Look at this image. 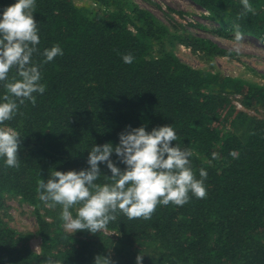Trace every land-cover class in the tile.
<instances>
[{
  "label": "trees",
  "instance_id": "obj_1",
  "mask_svg": "<svg viewBox=\"0 0 264 264\" xmlns=\"http://www.w3.org/2000/svg\"><path fill=\"white\" fill-rule=\"evenodd\" d=\"M191 1L209 13L220 36L235 34L239 24L243 35L264 43V0H249L255 14L240 19L241 0ZM16 2L0 0V18ZM33 17L40 43L32 64L39 66L46 91L34 93L35 106L25 101L0 125L15 129L21 140L19 168L6 167L0 157V211L6 195L33 207L40 251L33 252L0 215V264H43L49 257L59 264H94L98 255L113 264H136L137 255L142 264H264V120L232 104L240 97L247 108L264 107V85L183 63L165 49L168 28L132 4L126 9L116 0H36ZM57 44L63 55L44 63V50ZM191 45L206 55L223 52L206 38ZM128 53L131 65L121 58ZM8 75L16 77V69ZM5 94L0 82V102ZM129 126L148 132L173 126L172 146L192 152L197 179L199 169L208 173L206 197L189 193L183 206L158 205L147 220L117 212L107 226L118 237L114 247L103 231L65 233L61 206L42 216L37 181H47L53 171L87 168L91 148L116 146ZM111 159L118 161L115 153ZM99 167L96 183L110 182L106 165ZM78 207L70 209L73 217Z\"/></svg>",
  "mask_w": 264,
  "mask_h": 264
},
{
  "label": "clouds",
  "instance_id": "obj_2",
  "mask_svg": "<svg viewBox=\"0 0 264 264\" xmlns=\"http://www.w3.org/2000/svg\"><path fill=\"white\" fill-rule=\"evenodd\" d=\"M243 11L238 19L248 13L255 14L249 0H241ZM36 0H17L3 11L0 18V82H4L6 94L0 102V125L11 121L18 113L19 105L30 101L36 104L35 94H44L42 74L38 65L32 64V56L40 43L38 24L33 14ZM233 43L239 51L243 44V33L239 24L234 25ZM63 50L57 44L45 49L44 63L62 56ZM123 63L131 65L134 56L122 55ZM15 68L17 76L9 79V72ZM18 77V78H17ZM19 101V104L17 103ZM177 140L173 126H158L151 132L145 127L126 128L119 134V143L94 145L88 153V167L68 172L53 171L45 181H37L39 200L46 207L61 206V220L66 232L88 231L96 234L106 231L115 221L117 212L128 219H150L158 205L170 203L183 206L189 202V193L198 199L207 195L205 180L208 173L199 169V179L193 171L190 157L192 152L185 147L172 146ZM20 135L12 127L0 126V157L5 166L19 168ZM115 153L118 161L111 156ZM234 154V153H233ZM218 158L213 153V159ZM117 163L125 165L122 170ZM105 164L111 176H104L103 185L96 183L101 177L99 165ZM76 209L73 217L72 209ZM143 256L137 255L136 264H142ZM43 264H59L50 257ZM94 264H113L110 257L96 256Z\"/></svg>",
  "mask_w": 264,
  "mask_h": 264
},
{
  "label": "rangeland",
  "instance_id": "obj_3",
  "mask_svg": "<svg viewBox=\"0 0 264 264\" xmlns=\"http://www.w3.org/2000/svg\"><path fill=\"white\" fill-rule=\"evenodd\" d=\"M116 1L123 4L126 9H128L129 4H132L147 10L161 21L169 32L164 41L165 49L173 52L180 61L190 67L264 85V43L251 36L243 35V44L237 51V46L233 43L235 34L228 37L220 36L217 32L218 24L209 19L208 12L198 7L191 0ZM83 5L87 4L83 3ZM196 37L211 40L223 52L206 55L194 49L191 42ZM234 102L241 105L240 97L233 98L232 104L235 106L236 103L234 104ZM235 109L245 111L251 118L264 120V107L247 108L241 105V108L235 106ZM226 128L227 131L230 130L229 124ZM46 209L50 208L45 206V209H39L44 217L47 215ZM0 215L6 225L21 237H25L27 245L33 252L38 253L40 251L41 240L37 233L38 228L33 207L22 202L18 197L6 195L5 207L0 211ZM65 233L72 234L66 231ZM103 234L107 237L111 247L117 245L118 237L114 232L106 230L103 231ZM150 250L151 248H148V251Z\"/></svg>",
  "mask_w": 264,
  "mask_h": 264
},
{
  "label": "built area",
  "instance_id": "obj_4",
  "mask_svg": "<svg viewBox=\"0 0 264 264\" xmlns=\"http://www.w3.org/2000/svg\"><path fill=\"white\" fill-rule=\"evenodd\" d=\"M235 103H236V102H234V104H235ZM235 106H236L237 108H241V105L238 104V103H236Z\"/></svg>",
  "mask_w": 264,
  "mask_h": 264
}]
</instances>
